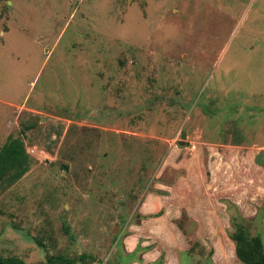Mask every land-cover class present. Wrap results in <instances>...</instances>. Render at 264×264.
<instances>
[{
    "label": "rangeland",
    "instance_id": "1",
    "mask_svg": "<svg viewBox=\"0 0 264 264\" xmlns=\"http://www.w3.org/2000/svg\"><path fill=\"white\" fill-rule=\"evenodd\" d=\"M10 138L29 166L0 183L2 258L115 264L138 196L176 176L163 159L193 153L216 164L228 237L264 248V0H0Z\"/></svg>",
    "mask_w": 264,
    "mask_h": 264
},
{
    "label": "crops",
    "instance_id": "2",
    "mask_svg": "<svg viewBox=\"0 0 264 264\" xmlns=\"http://www.w3.org/2000/svg\"><path fill=\"white\" fill-rule=\"evenodd\" d=\"M193 155L179 162L174 154L163 159L161 179L167 180L171 172L176 176L170 183L156 182L151 192L138 196L111 244L118 252L115 264H239L223 225L227 215L219 196L226 192L206 181L217 175L216 164L209 159L207 177L202 162ZM165 166L171 169L167 175H163ZM191 238L196 241L192 245ZM199 250L205 254L199 255Z\"/></svg>",
    "mask_w": 264,
    "mask_h": 264
},
{
    "label": "trees",
    "instance_id": "3",
    "mask_svg": "<svg viewBox=\"0 0 264 264\" xmlns=\"http://www.w3.org/2000/svg\"><path fill=\"white\" fill-rule=\"evenodd\" d=\"M254 163L264 166V162H261L258 156L254 158ZM28 166L29 158L19 138H10L0 147V183L9 186L16 182L27 171ZM231 226L233 230L229 234V239L234 244V255L239 264H264V248L260 236L258 234L251 236L240 223L232 222ZM63 230L67 232L65 227ZM0 264L25 263L17 258L0 257ZM40 264H69V262L60 256H47L45 262Z\"/></svg>",
    "mask_w": 264,
    "mask_h": 264
},
{
    "label": "water",
    "instance_id": "4",
    "mask_svg": "<svg viewBox=\"0 0 264 264\" xmlns=\"http://www.w3.org/2000/svg\"><path fill=\"white\" fill-rule=\"evenodd\" d=\"M184 138H185L184 134H183V133H181V134H180V139H182V140H183ZM180 143H183V142H180ZM114 229H116V227H115V226H114Z\"/></svg>",
    "mask_w": 264,
    "mask_h": 264
}]
</instances>
